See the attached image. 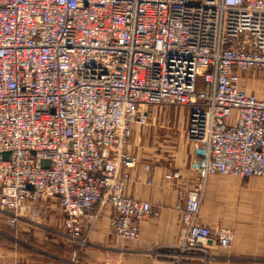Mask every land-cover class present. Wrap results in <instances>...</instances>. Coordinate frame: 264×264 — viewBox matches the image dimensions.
<instances>
[{"label": "built area", "instance_id": "2783aa9c", "mask_svg": "<svg viewBox=\"0 0 264 264\" xmlns=\"http://www.w3.org/2000/svg\"><path fill=\"white\" fill-rule=\"evenodd\" d=\"M250 74L264 84V0H0V213L16 226L26 204L56 198L60 235L81 249L83 216L109 205L112 233L138 240L160 210L126 193L132 130L152 106L181 107L198 184L173 205L176 256L228 249L232 230L201 210L212 176L264 177Z\"/></svg>", "mask_w": 264, "mask_h": 264}, {"label": "crops", "instance_id": "0c3cea01", "mask_svg": "<svg viewBox=\"0 0 264 264\" xmlns=\"http://www.w3.org/2000/svg\"><path fill=\"white\" fill-rule=\"evenodd\" d=\"M175 108L173 112L149 113V125L135 126L132 130L128 150L137 157V162L130 170L126 193L157 205L160 210L159 217L142 222L138 240L115 236L108 226L111 207L96 206L91 211L96 216L94 223L88 224L83 218L88 244L74 257L76 247L60 235L63 214L57 200L49 198L30 204L25 221L15 227L1 224L0 264H172L173 250L182 230L173 205L181 192L198 184L197 176L188 169L191 158V144L186 136L188 111ZM165 125L173 127V138L166 143L162 140L165 131L161 130ZM145 165L151 167V185L147 184ZM176 172L178 178H167ZM215 180L209 179L210 185ZM232 206L230 249L220 253L215 248L220 256L201 264H264V177L235 179ZM203 220L206 222L204 217Z\"/></svg>", "mask_w": 264, "mask_h": 264}, {"label": "rangeland", "instance_id": "374dc122", "mask_svg": "<svg viewBox=\"0 0 264 264\" xmlns=\"http://www.w3.org/2000/svg\"><path fill=\"white\" fill-rule=\"evenodd\" d=\"M246 78H247V81L250 80L249 85L247 86L246 89L248 91L255 92L260 97L264 96V84H263V82L262 81H257V82L252 81L251 80V74L248 75V77H246ZM175 109L180 110L179 107H177ZM169 111L173 112V107H168L165 105H157V106H152L149 108V113H161V112H169ZM161 130L165 131V134L162 133L163 134L162 140L165 141V143L167 141H169L171 138H173V127L172 126L165 125V126H163V128ZM166 134L168 135V137L164 136ZM172 175H173V173L171 175H168L167 178L173 179ZM212 177L216 178V180L213 181L211 183V185H209V187L206 189V193L204 195L205 200L203 199L204 202L202 205L203 207L201 210V214L206 219V222L209 225L213 226V228H227L228 227L232 230V210H233L232 190H233V182L235 179L225 178V177H220V176H212ZM218 191H222V192L220 194H215V192H218ZM211 192H212V194H210ZM51 198H53V197H51ZM47 199H49V198H47ZM47 199H45V200H47ZM45 200H41L39 202H42ZM39 202H35V203H39ZM35 203H28L26 205L29 207L30 204H35ZM21 216H22L21 220H19V222L17 224H19L21 221H25L26 214L24 213ZM89 216L94 217V220L96 219V216L92 215L90 212L89 214L83 216V218L86 217V219H85L86 223H88L87 219ZM40 218H42V217H40ZM83 218H82V221H83ZM63 219H64V215L62 216V220H61V227L63 230L61 233L64 232V229L62 226ZM1 224L9 226L6 222V217L2 213H0V226H2ZM84 224H85V222L83 221V232H84V236L86 237V240H87L86 231L84 229ZM10 227H15V226H10ZM232 234H233V231H232ZM232 242H233V240H232ZM69 243H71V242H69ZM71 244H73V243H71ZM87 244H88V242H87ZM73 245L76 247L73 255H74V257H77L79 250H81L83 248L78 249L77 245H75V244H73ZM230 247L228 249H223V248H220V247L213 245L210 242L209 247H208V252L210 254L209 258L203 259L202 258L203 253L201 252V253H197V254H201V255L194 256V257L184 256L182 259H180L178 261L179 258L177 259L176 255L179 253V246L177 244V246L174 247L175 249L173 250V260L171 262H172V264H201L204 261L206 262L209 259H214V258L216 259L220 256V255H218L219 253H216L214 251L215 248L218 249V251H220V253H225L230 249ZM176 259H177V262H176Z\"/></svg>", "mask_w": 264, "mask_h": 264}, {"label": "water", "instance_id": "95a60500", "mask_svg": "<svg viewBox=\"0 0 264 264\" xmlns=\"http://www.w3.org/2000/svg\"><path fill=\"white\" fill-rule=\"evenodd\" d=\"M3 156H4V157H6V156H7V154H6V153H4V154H3ZM48 164H49V162H48V161H44V162H43V165H45V166H47Z\"/></svg>", "mask_w": 264, "mask_h": 264}]
</instances>
